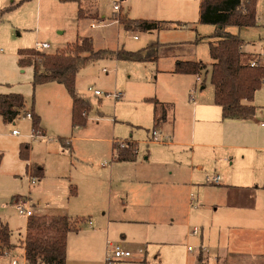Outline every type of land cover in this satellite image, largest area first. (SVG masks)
Wrapping results in <instances>:
<instances>
[{"label":"rangeland","instance_id":"374dc122","mask_svg":"<svg viewBox=\"0 0 264 264\" xmlns=\"http://www.w3.org/2000/svg\"><path fill=\"white\" fill-rule=\"evenodd\" d=\"M113 2L114 0H99L101 17L106 16V21L111 18L118 21L120 17H127L123 11L113 17V13H116ZM198 2L199 0H195V3ZM184 4H188L187 0H183V11L175 17L179 19L170 20L182 22L183 27L150 33L126 31L115 22L105 25L106 21L102 23L89 17L81 18L78 3L74 0H0V93L21 94L26 101L25 112L14 123H5L0 116V154L3 155L0 166V219L8 224L13 233L12 244L18 245L19 234L24 233L28 219L18 211L19 204H25L34 216L58 213L65 214L74 221L80 220L79 228L83 232L93 227L99 229L100 219L111 210L126 212L132 216L137 215V212L143 216L150 215V189H141L135 183H112L108 170L110 160L114 159L112 150L117 146L116 142L127 141L133 135L140 142V158L146 153L147 145L141 144V141L145 142L149 137L148 130L155 128L150 100L157 93L163 96L169 92L171 82L166 77L158 81V76L165 68L172 67L175 61L173 57H168L169 53L165 55L160 49L157 62L138 63L113 58L87 64L78 73L76 87L79 95L90 101L92 109L85 126L73 127L72 99L66 88L56 84L34 87L33 68L19 65L18 52L25 49L36 50L38 43H48L50 49L42 52L54 54L73 46L80 38L92 39L96 51L116 52L124 49L137 52L152 43H158L162 47L173 45V56H179L181 60L202 61L210 67L212 59L209 45L213 41L216 27L201 24L199 12L192 6L184 8ZM129 15L136 18L133 11H129ZM257 15L260 22L256 27L245 30L230 27L228 31L239 35L250 46L263 42L260 47H264V0H258ZM171 16H175L174 13ZM93 24L97 27H92ZM134 37L138 39L135 40ZM105 68L108 73L104 72ZM202 87L205 89L202 90ZM93 90H99L102 95L95 96ZM200 92L206 99L213 98L210 75L202 74L197 85V93ZM117 94L121 98H117ZM255 100L260 107L259 111L263 112L264 85L257 92ZM35 110L42 117L41 129H46V137L52 140L33 136L32 120L26 117V113ZM14 130L20 134L14 136ZM257 131L260 137L264 136L262 129ZM58 138H73V149L70 151L63 148ZM25 145L31 147L27 160L20 155L21 147ZM223 155L228 157L227 160L231 158L235 162L236 169L239 165L252 161V157L244 151L233 150ZM253 160L256 161L254 158ZM37 165L44 168L45 178L33 183L28 169H35ZM260 165L254 181L260 187L258 209L250 216L254 217L255 227L261 229L264 226V159ZM91 171L98 177L99 186L95 193L98 192L99 205L92 203L83 186L85 175ZM216 174L222 173L218 171ZM227 182L231 181L226 178L222 181L223 184ZM69 184L78 188V198L71 197ZM216 189L218 188L207 189L212 198L219 195ZM127 193L132 197L128 209L124 207ZM173 205L177 208L176 203ZM170 206L171 204L165 205L159 209L155 224L143 227L144 231L154 232L155 235L149 238L163 240L173 233L181 235L185 233L188 224L193 229L198 227L189 220V208L168 213ZM245 215L243 213V218ZM240 218L239 215H234L235 220ZM88 220L92 221V227ZM241 224L247 225L245 222ZM244 225H233L232 230L226 233L225 239L231 247L234 246L236 254L245 253L247 249H258V243L262 244L264 240L263 236L255 235L250 226ZM71 238L75 239V234ZM96 240L95 244H98V239ZM113 240L115 238L110 237L107 241L122 244ZM130 240H134L132 243L138 242L137 239ZM143 246L141 242L130 250L123 246L134 255L132 262L135 263L127 261L116 264L184 263L182 248L176 254L177 246L173 249L156 243L147 249ZM140 249L144 250L142 259L137 254ZM21 255L22 251L17 249L1 256L0 264H12L14 260L21 264ZM99 262L107 264L106 253Z\"/></svg>","mask_w":264,"mask_h":264},{"label":"crops","instance_id":"0c3cea01","mask_svg":"<svg viewBox=\"0 0 264 264\" xmlns=\"http://www.w3.org/2000/svg\"><path fill=\"white\" fill-rule=\"evenodd\" d=\"M77 3L78 12L81 9L79 13L81 18L89 17L102 21V23L106 21V16L101 17L99 0H80ZM182 3L183 0H123L122 11L132 20L140 18L139 20L177 22L170 20L179 19L175 17L183 11L181 9ZM187 3L184 4V8L192 6L200 15L201 0L198 3H195V0H187ZM129 11H133V16L136 18L130 17ZM173 13L175 16H171ZM116 14L117 12L113 13V17ZM111 19L104 24L119 23L117 20ZM259 22L260 20L257 15V23ZM94 25L97 27L96 24ZM120 26L125 29L123 25L120 24ZM179 28L181 27L173 26L167 30H176ZM212 39V43L216 42V39L213 37ZM81 40L82 38L79 41ZM261 43L251 46L247 44L243 51L248 55L263 54L264 47H260ZM174 48L173 45H167L161 48V51L165 55L169 53L168 57L175 59L173 66L165 68L158 76V81L160 78L166 77L171 82L169 92L163 96L157 93L155 97L151 98L156 99L169 108L165 120L153 130L157 129L161 131L170 138V141L167 143H156L152 141L153 130H148V139L145 142L141 141V144L147 145V151L140 158V142L135 140L132 135L131 139L127 141H131L137 147L136 161L117 162L112 159V161L110 160V169L108 170L112 183H135L141 189H150L151 193L148 195L150 199V215L143 216L137 212V215L132 216L126 212L120 213L111 210L100 219L99 229L93 227L84 232L80 230L79 232L69 233L66 264L101 263L99 260L105 256L107 240L110 237L115 238L113 241L122 242L123 245L120 244L128 250L140 242L144 244L143 247L146 249L149 246H153V243L157 245L162 244L172 249L177 246L176 254L180 248L184 251L181 250V253H184V255L182 253L183 264H235V262H242L241 264H264V240L262 244L258 243V249H247L245 253H237V255L234 246L231 247V244L225 239L227 237L226 233L232 230L233 225L240 227L244 225L241 224L243 222L247 223L244 226H250V230L255 235L264 237V226L261 229L260 227H255L254 217L250 216L258 209L260 187L254 181H256L257 171L261 167V161L264 159V136L260 137L257 129H262L264 132V127L262 126L264 124V111H259L260 107H258L255 100L254 104L258 110L254 117L248 120L224 119L222 108L215 104L213 86V98L206 99L202 92L197 93L198 81L201 80L202 75H181L173 73L178 61H191L181 60L179 56H173ZM194 62L203 63L202 61ZM208 71H210V68H208ZM207 75H210V73ZM52 84L60 85L57 83H48V85ZM203 89L205 87H202ZM192 96H194V102L191 100ZM151 105L153 108L155 127V105L154 103ZM71 108H73V102ZM34 112L38 114L36 110ZM38 115L41 118L42 126V117L40 114ZM159 116L160 112L158 114ZM42 130L45 133L46 129ZM47 139L52 140L50 137ZM71 139L68 140L66 138L65 140L73 148ZM233 150L244 151L252 157V161L241 164L236 169L235 162L231 158L227 160L228 157L223 155L228 152L231 153ZM112 152L114 158L116 155L114 148ZM139 170H141L140 173L138 172ZM218 171H221L222 174H216ZM95 174L92 171L88 172L85 175V180H83V186L85 194L89 196L92 203L99 205L98 192L95 193L99 184L97 183L98 177ZM215 175L221 176V183L219 185L208 184L206 181L207 178ZM225 178L231 182L223 184L222 181ZM77 183L80 185L79 181ZM71 186L74 187L69 184L70 190ZM208 188H218L216 189L219 192L218 197L215 196L212 198V194L209 195L210 191H207ZM74 197L78 198V188H76V195ZM125 197L124 207L128 209L130 208L132 197L129 193ZM173 203L177 204V208H174ZM170 204L168 213L178 211L181 208H189V220L196 223L197 228L200 229L199 235H193V228L191 224H188L185 233L181 235L173 233L171 236L163 238V240L149 238V236L155 235L154 232L144 231L143 227L155 224V218L159 209ZM137 207L139 208L140 206ZM135 211L137 210L135 209ZM243 213L246 214L244 218ZM235 214L241 217L240 220L234 219ZM88 221L92 227V221ZM26 229L23 234H19V241L24 237ZM73 234L76 236L75 239L71 238ZM100 237L101 239H99ZM96 238L98 239V244H95L97 243ZM130 239H137L138 242L132 243L134 240ZM14 246L15 248L11 252L20 249L22 251L21 264H27L24 250L19 247V242L18 245ZM201 247H205V251H201ZM189 249H193V251L191 252ZM137 254L142 259L144 250L140 249ZM133 258L134 255L130 259L119 262L128 261L135 263L132 262ZM15 261L16 264H19L17 260H14L12 264Z\"/></svg>","mask_w":264,"mask_h":264},{"label":"trees","instance_id":"16d2710c","mask_svg":"<svg viewBox=\"0 0 264 264\" xmlns=\"http://www.w3.org/2000/svg\"><path fill=\"white\" fill-rule=\"evenodd\" d=\"M80 1V0H76ZM258 0H201L200 23L216 27L213 36L216 42L210 43L212 64L193 61H178L174 74L200 76L210 73L211 85L214 88V101L222 108L223 118L229 120H248L256 115L258 110L254 104L257 92L264 85V53L248 55L243 49L247 43L236 34L227 31L230 27L248 29L257 26ZM81 11V9H80ZM79 11V13H80ZM118 22L127 31L153 32L171 29L173 26L183 27L180 22L132 20L120 17ZM161 44L152 43L147 48L137 52L124 49L118 51H96L93 41L84 38L66 50L49 54L34 49L18 52L19 65L33 68V86L57 83L63 85L73 102V127L85 126L88 113L92 109L88 99L77 92V76L87 64L104 59L116 58L129 62H157ZM210 68V71H208ZM155 105V128L165 120L168 106L156 99L150 100ZM26 101L23 95L0 93V116L5 123H14L25 112ZM160 112V116L158 114ZM27 114V113H26ZM33 133H42L41 118L32 113ZM63 148L72 150V145L65 139H60ZM30 145L21 147L20 155L29 158ZM114 150L117 162H134L137 159V147L130 143L126 148ZM3 155L0 154V166ZM32 178L41 182L45 178L44 169L36 167L28 169ZM71 196L76 195V188L71 186ZM80 220L74 221L65 214H44L28 218L24 237L19 241V247L24 250L27 264H66L67 240L69 233L79 232ZM12 231L8 224L0 220V257L15 248L11 242Z\"/></svg>","mask_w":264,"mask_h":264},{"label":"built area","instance_id":"2783aa9c","mask_svg":"<svg viewBox=\"0 0 264 264\" xmlns=\"http://www.w3.org/2000/svg\"><path fill=\"white\" fill-rule=\"evenodd\" d=\"M122 1L123 0H114L113 2V9L115 12L120 13L122 11ZM92 27H95L93 24ZM134 39H138V37H134ZM46 49H50V45L48 43H38L36 50L38 51H43ZM105 73H108L107 69H104ZM95 96H101L102 93L99 90H93ZM117 98H121V95L117 94ZM192 102L195 101L194 96L191 97ZM26 117L32 120V114L27 113ZM264 127V124L262 125ZM14 136H18L20 133L17 130H14L12 132ZM35 138H46L45 135L42 133L38 132L37 134L34 133ZM152 141L156 143H167L170 141V138L164 135L161 131L155 129L152 132ZM118 148L124 149L126 148L130 143L127 141H119L116 142ZM33 183L37 181L36 178H32ZM207 183L211 185H219L221 183V176L220 175H215L212 177L207 178ZM17 209L22 215H26L28 218L33 215V212L30 208H28L25 204H19L17 205ZM193 235H199L200 234V229L199 228H194L192 231ZM201 251H205V247L200 248ZM191 252L193 249H189ZM133 257V254L130 251H127L124 249V247L119 243V244H114L110 241H107V252H106V261L107 264H116L119 261L130 259ZM16 264V261L14 262Z\"/></svg>","mask_w":264,"mask_h":264}]
</instances>
